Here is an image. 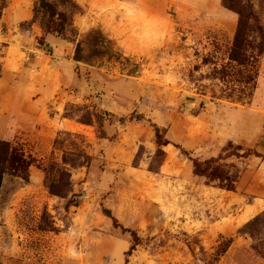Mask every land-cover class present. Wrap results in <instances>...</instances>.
<instances>
[{"label": "rangeland", "instance_id": "obj_1", "mask_svg": "<svg viewBox=\"0 0 264 264\" xmlns=\"http://www.w3.org/2000/svg\"><path fill=\"white\" fill-rule=\"evenodd\" d=\"M73 1L83 55L99 30L106 57L76 65L53 37L38 49L34 0L0 17V141L32 162L28 183L0 188V264H264L245 231L264 213V0ZM239 21L243 65L230 60ZM137 115L164 131L161 163ZM190 159L213 173L195 176ZM51 166L71 175L64 198L45 188Z\"/></svg>", "mask_w": 264, "mask_h": 264}, {"label": "trees", "instance_id": "obj_2", "mask_svg": "<svg viewBox=\"0 0 264 264\" xmlns=\"http://www.w3.org/2000/svg\"><path fill=\"white\" fill-rule=\"evenodd\" d=\"M10 0H0V17L3 11L6 9L7 2ZM80 7L73 0H34L33 17L32 22L37 23L40 30L43 33V37L38 39L36 46L38 49H44L45 52H49V47L44 43L45 37L60 38L63 41L70 43L73 46V53L70 61L76 65L83 62H87L90 59L104 58L107 56L110 50V42L104 38L103 34L99 30L91 31L87 36V43L89 46V54L87 57L83 55L82 42L79 41V35L73 26V17L80 13ZM240 21L242 18L241 11L238 12ZM239 21L238 31L236 32L233 48L230 55V60L236 62L239 65L245 63L246 54L245 41L241 37L242 24ZM135 122H146L155 133L156 145L158 147L157 153L154 157L153 163H161L164 153L162 148L168 145V142L164 139L163 130L156 125L146 121L143 116L137 115ZM89 122L88 120H82L80 123ZM101 138H104L100 132ZM57 143V140L56 142ZM92 157L86 153H82L80 156L79 165L88 168ZM63 165H69L74 167L72 161H68L65 157L62 159ZM193 167V173L197 177H209L213 173L211 164L212 160H207L200 163L197 160L190 159ZM32 162L27 160L24 155L17 148L13 147L10 143L0 141V188L5 176H11L22 180L24 183L29 181L28 169ZM154 170L153 168H150ZM45 171V188L49 194L56 197H66L70 192V180L71 175L66 168H60L55 170L53 166L51 168L44 169ZM76 196L73 195L68 201L67 206H76ZM103 214L115 223L110 211L103 210ZM246 234L253 240L254 245L252 250L264 259V213L257 216L253 221L245 226ZM124 232L129 233L128 230ZM132 245L127 255L129 256L135 247L139 245V238L136 234L131 233Z\"/></svg>", "mask_w": 264, "mask_h": 264}, {"label": "crops", "instance_id": "obj_3", "mask_svg": "<svg viewBox=\"0 0 264 264\" xmlns=\"http://www.w3.org/2000/svg\"><path fill=\"white\" fill-rule=\"evenodd\" d=\"M259 65L260 73L257 77V87L253 92V102L261 111H264V55L260 57Z\"/></svg>", "mask_w": 264, "mask_h": 264}]
</instances>
